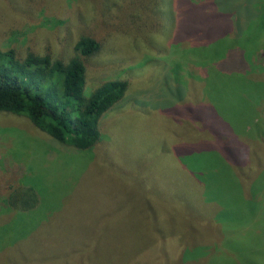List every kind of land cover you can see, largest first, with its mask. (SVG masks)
I'll use <instances>...</instances> for the list:
<instances>
[{"label": "rangeland", "instance_id": "374dc122", "mask_svg": "<svg viewBox=\"0 0 264 264\" xmlns=\"http://www.w3.org/2000/svg\"><path fill=\"white\" fill-rule=\"evenodd\" d=\"M191 1L163 0L164 38L132 42L120 12L109 21L92 0H0V49L66 58L92 33L103 47L84 94L128 82L86 150L0 112V264H264V143L251 140L264 132V46L237 64L217 39L242 29L256 42L264 3ZM239 178L263 195L239 194ZM20 187L36 191L32 209L6 205Z\"/></svg>", "mask_w": 264, "mask_h": 264}, {"label": "trees", "instance_id": "16d2710c", "mask_svg": "<svg viewBox=\"0 0 264 264\" xmlns=\"http://www.w3.org/2000/svg\"><path fill=\"white\" fill-rule=\"evenodd\" d=\"M92 1L101 12L99 16H102L101 14L104 12V17L109 21L112 20L110 11L113 12V9H116L120 12V19L123 20V22L121 21L122 32L133 37L132 42L136 40L137 34L140 35L138 37L140 39L142 36L145 39V35L163 38L165 36V31L162 28L163 0ZM170 2L176 7L180 6L178 0H170ZM188 2L196 4L191 0ZM263 3L264 0H250L248 4L257 8ZM262 8L259 13L257 12L253 26L254 33L256 32V36H254L256 42L251 39V42H243L244 39L241 42L237 40L239 31L242 29L217 37V39L223 38L220 42L224 49L230 47V51L234 52L235 57L232 62L236 60L237 64H242L243 52L248 57L253 45L261 43L262 47L264 46V6ZM176 16L175 13L174 17L177 20ZM246 19L243 23L246 22ZM132 33L134 34L132 35ZM144 39L142 40L144 41ZM102 47L103 44L99 37L92 33H81L74 40L72 53L66 58L60 55L55 56L45 49L40 52L28 51L22 55L13 48L0 49V112L25 116L33 126L59 143L79 150L93 147L101 136L100 119L110 107L123 97L128 86V82L124 79H107L94 86L88 96L84 94V87L87 84V62L91 57L96 56ZM206 50L204 48L202 53L205 62L211 64L213 58L218 59L221 56V54H213V58L208 54L206 56ZM213 66L217 70L214 73L219 74L220 77L227 73L224 71L227 70V67L221 65L219 59ZM252 105L255 106L254 101ZM219 120L221 126L228 125L221 117ZM251 140L256 143H264V132L257 131L255 138ZM256 168L261 169V167ZM259 169L254 173L253 178L260 172ZM239 180L236 185L239 194L246 195V197L249 193L252 195L251 197H255L256 194L260 195L259 197L263 195L261 188L255 187L253 180L252 182H244L241 178ZM38 199V195L32 187H20L6 199V205L15 210L27 211L35 207Z\"/></svg>", "mask_w": 264, "mask_h": 264}]
</instances>
